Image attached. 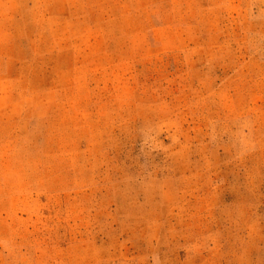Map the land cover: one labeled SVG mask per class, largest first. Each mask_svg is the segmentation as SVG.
<instances>
[{
    "label": "rangeland",
    "instance_id": "374dc122",
    "mask_svg": "<svg viewBox=\"0 0 264 264\" xmlns=\"http://www.w3.org/2000/svg\"><path fill=\"white\" fill-rule=\"evenodd\" d=\"M0 264H264V0H0Z\"/></svg>",
    "mask_w": 264,
    "mask_h": 264
}]
</instances>
